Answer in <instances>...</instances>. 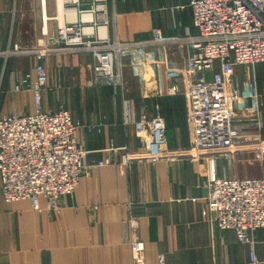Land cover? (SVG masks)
I'll use <instances>...</instances> for the list:
<instances>
[{
	"label": "crops",
	"instance_id": "obj_1",
	"mask_svg": "<svg viewBox=\"0 0 264 264\" xmlns=\"http://www.w3.org/2000/svg\"><path fill=\"white\" fill-rule=\"evenodd\" d=\"M80 2L82 8L105 6L109 23L104 33L121 43L149 42L155 29L165 37L181 39L197 33L189 0ZM61 10V0H0L1 45L11 47L7 36H22L26 28L21 22L32 14L31 47H57L55 21L65 20ZM14 19L20 21L17 26H12ZM169 50L174 66L183 70L189 45ZM155 51L154 47L129 51L121 58V87L91 85L93 58L88 53L54 52L45 57L49 81L42 108L70 112L80 126L78 138L87 152V165L107 158L119 162L122 152L108 151L111 146L134 151L140 144L135 120L142 113L154 116L157 111L167 125L169 160L156 165L133 162L124 173L113 167L90 170L78 189L59 201V212L43 196L39 211L29 200L6 203L0 183V264H134L133 241L144 246V264H158L160 258L164 264H253L252 252L254 264H264V229L253 233L252 245L240 242L232 230L219 229L212 221L205 187L216 176L264 179V123L260 128L250 120L256 115L250 100L237 103L233 154L219 157L213 169L195 154L185 82L156 62ZM32 58V62H0V116L35 113L33 94L13 91L25 75L36 80ZM244 68L234 71L242 96L247 97L248 84L254 81L264 112V63L252 71Z\"/></svg>",
	"mask_w": 264,
	"mask_h": 264
},
{
	"label": "built area",
	"instance_id": "obj_2",
	"mask_svg": "<svg viewBox=\"0 0 264 264\" xmlns=\"http://www.w3.org/2000/svg\"><path fill=\"white\" fill-rule=\"evenodd\" d=\"M61 1L65 20L62 25L59 23L57 34L65 48L52 49L46 44L44 49L16 52L15 45V51L9 47L0 51V58L18 54L36 60V80L28 74L13 87L14 92L33 94L35 113L0 116V183L6 203L29 200L39 211V199L43 196L49 207L59 212V201L75 192L82 176L92 169L113 167L124 173L133 162L156 165L169 160L167 125L157 111L154 116L142 113L135 120L140 144L134 151L111 146L108 151L122 152L119 162L107 158L87 165V152L78 138L80 126L70 112L64 108L48 111L42 108V95L49 81L43 61L54 52L90 54L91 85L121 87L124 86L121 58L129 51L154 47L156 62L169 75H179L185 82V97L192 107L189 123L194 131L195 154L207 160L213 169L219 157L230 158L233 154L232 126L237 103L244 98L250 100L251 109L256 112L250 120H255L260 128L263 126L255 82L248 84L247 97L242 96V85L234 71L238 66L264 63V0H189L195 35L184 39L165 37L155 29L152 40L145 43H121L104 33L109 23L105 6L82 8L80 0ZM183 43L189 45L190 53L185 68L178 70L170 60L169 49ZM208 72H213L212 80L198 79ZM103 125L99 123L98 127ZM205 187L215 225L232 230L240 242L252 245L253 233L264 229V179L216 176ZM132 225L137 227L135 219ZM131 249L134 264H144L143 244L133 241ZM251 262H256L253 252ZM158 264H164L162 258Z\"/></svg>",
	"mask_w": 264,
	"mask_h": 264
},
{
	"label": "rangeland",
	"instance_id": "obj_3",
	"mask_svg": "<svg viewBox=\"0 0 264 264\" xmlns=\"http://www.w3.org/2000/svg\"><path fill=\"white\" fill-rule=\"evenodd\" d=\"M32 15V14H31ZM31 15H29V19L27 18L26 20L21 22V25L24 26V28H26L24 30V34L22 36H15L13 34H10L9 36H7V42H11V47L10 50L11 51H15V45L18 47L16 52H24V51H29V50H38V49H33L31 47L32 42L34 41L35 37H33V28H34V19L31 18ZM20 23V21H18L17 19L13 21L12 26H17ZM61 23V21H60ZM59 23L57 21H55V29H58ZM46 33V32H45ZM58 35V34H57ZM59 38V36H57ZM59 44L57 47L52 48V46H48L51 47L52 49H57V48H65L63 42H61L60 38H59ZM46 46V44L44 45V47L40 48V49H44ZM46 46V47H47ZM7 46L1 45L0 42V51L3 52L5 51L7 48ZM15 60H24V61H34V59L32 58V56H22V55H11L8 56L6 58H0V62H13ZM244 68V67H243ZM250 71H252L253 67H248ZM245 69V68H244ZM202 78L205 77L206 80H212L214 77L213 72H208L205 74L201 75ZM241 78V75H238ZM259 98H260V94H259ZM262 115H263V123H264V112L260 109ZM253 118V117H252ZM90 166V165H89ZM93 170V169H92ZM89 172V171H88ZM87 172V173H88ZM84 176V175H83ZM82 176V177H83Z\"/></svg>",
	"mask_w": 264,
	"mask_h": 264
},
{
	"label": "bare ground",
	"instance_id": "obj_4",
	"mask_svg": "<svg viewBox=\"0 0 264 264\" xmlns=\"http://www.w3.org/2000/svg\"><path fill=\"white\" fill-rule=\"evenodd\" d=\"M63 9V8H62ZM62 11V13H64L65 11H64V9L63 10H61ZM70 16H72V18L74 19V17H75V14L74 13H72ZM63 23V22H62ZM62 23H60V25H62Z\"/></svg>",
	"mask_w": 264,
	"mask_h": 264
}]
</instances>
